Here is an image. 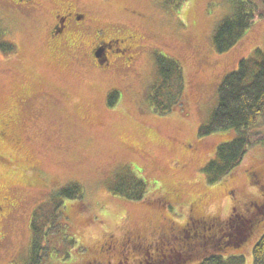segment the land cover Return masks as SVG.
<instances>
[{"label":"rangeland","instance_id":"rangeland-1","mask_svg":"<svg viewBox=\"0 0 264 264\" xmlns=\"http://www.w3.org/2000/svg\"><path fill=\"white\" fill-rule=\"evenodd\" d=\"M239 2L264 11V0H186L177 10L163 0H79L85 21L74 45L82 60L63 67L65 75L55 73V65L45 59V34L36 23L0 4V17L6 20V26L0 24V116L15 122L14 134L8 135L13 144L0 134V194H7L0 264H29L33 255L40 256L41 264H76L85 246L127 222L146 233L162 228V216L167 224H179L178 209L168 208L176 217L150 213L151 201L165 190L181 187L183 202L200 196L197 212L217 222L226 220L230 208L241 212L242 205L260 196L258 179L249 174L264 179L263 144L251 147L227 175L210 182L204 168L235 132L198 137L216 107L222 80L239 61L264 50L263 15L230 50L215 52L214 31ZM101 29L107 39L130 32L138 36L139 47L122 70L104 72L94 64L92 42ZM156 55L177 61L183 73L181 95L166 113L155 112L148 102L158 83ZM175 85L171 81L161 91L160 104H167L170 93L179 94ZM110 90L122 98L104 108L102 99ZM133 181L146 184L141 200L112 192ZM71 184L80 187L81 197L60 198V189ZM54 199L59 202L56 218ZM249 222L264 229V217ZM237 230L243 243L223 251V257L240 256L236 264H252L257 234L249 236L246 223ZM226 237L223 245L232 242Z\"/></svg>","mask_w":264,"mask_h":264},{"label":"flooded vegetation","instance_id":"flooded-vegetation-1","mask_svg":"<svg viewBox=\"0 0 264 264\" xmlns=\"http://www.w3.org/2000/svg\"><path fill=\"white\" fill-rule=\"evenodd\" d=\"M0 4L18 17L32 20L42 30V37L45 34L44 49L47 52L45 59L48 58L55 65V73L65 75L67 73L63 67L77 65V61L82 60L75 51L78 45H74V38L80 36L79 26L85 21V10L79 0H0ZM1 23L6 26V20L2 17ZM138 47V36L134 32L107 39L101 29L96 30L90 55L94 64H98L104 72L122 70ZM63 60L65 63L60 66L58 61ZM22 93L30 94L29 91ZM121 98L118 91H107L102 99L103 107H114ZM84 117L89 116L85 114ZM14 126L11 117L0 116V134L5 136L6 141L9 138L12 144L15 139L8 135L14 134ZM249 176L258 179L255 181L260 188V196L242 205L241 212L236 211L235 207L230 208V215L224 222L208 219L197 212L201 207L200 196H192L183 202L184 191L181 187L172 191L165 190L151 201L153 209H147L157 217L163 213L176 217L168 213V208L178 209L181 223L167 224L162 216V228H154L146 233V230L137 228L136 223L127 222L123 227L104 231L97 242L85 246L76 264H204L211 258L223 257L224 252H229L230 247L236 248L238 242L243 243L244 239H238L237 229L244 223L247 224L249 236L257 234L253 251L264 235V229L263 224L259 226L258 222L250 224L249 221L264 217L260 215L264 214V179L262 175L258 177L256 172ZM6 204L7 194H0V220L4 217ZM158 208L164 210L157 211ZM251 209H256V213H252ZM254 226H259V229ZM224 236L232 242L225 241L223 245Z\"/></svg>","mask_w":264,"mask_h":264},{"label":"trees","instance_id":"trees-1","mask_svg":"<svg viewBox=\"0 0 264 264\" xmlns=\"http://www.w3.org/2000/svg\"><path fill=\"white\" fill-rule=\"evenodd\" d=\"M186 0H163L164 4L177 10ZM261 13L251 3L239 2L234 5V13L222 20L213 34V47L216 53L223 54L240 40ZM156 76L158 83L153 86L148 98L150 107L155 112L166 113L178 102L183 87V73L180 64L163 55H156ZM175 81L177 93H170L167 104H160L161 91ZM233 130L234 138L216 148L215 161L204 168L210 182L219 181L236 167L251 147L264 145V50L256 49L253 54L239 61L237 69L228 74L218 88L217 104L206 125L198 129V137ZM123 183L112 187L117 195L129 200L139 201L146 193L143 182ZM82 192L77 184L63 187L59 197L77 199ZM56 203L54 218L58 214L59 202ZM52 201V202H53ZM33 229V227H32ZM33 231L37 232L34 228ZM240 256L218 257L207 260L204 264H236ZM252 264H264V235L254 246ZM36 259V260H35ZM40 259V261H38ZM34 261V263H32ZM40 256H32L31 263L41 264Z\"/></svg>","mask_w":264,"mask_h":264},{"label":"water","instance_id":"water-1","mask_svg":"<svg viewBox=\"0 0 264 264\" xmlns=\"http://www.w3.org/2000/svg\"><path fill=\"white\" fill-rule=\"evenodd\" d=\"M99 52V51H98Z\"/></svg>","mask_w":264,"mask_h":264}]
</instances>
